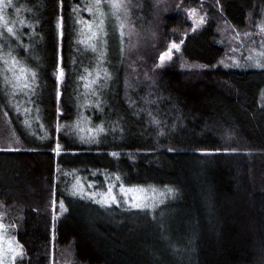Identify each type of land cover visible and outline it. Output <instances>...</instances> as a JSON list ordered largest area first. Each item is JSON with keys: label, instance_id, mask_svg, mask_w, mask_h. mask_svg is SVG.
<instances>
[{"label": "trees", "instance_id": "1", "mask_svg": "<svg viewBox=\"0 0 264 264\" xmlns=\"http://www.w3.org/2000/svg\"><path fill=\"white\" fill-rule=\"evenodd\" d=\"M119 2L120 19L110 0L100 4L103 67L111 74L105 111L85 115L100 122L115 103L114 123L125 131L91 142L71 129L91 93L81 76L97 72L86 50L88 23L100 18L96 0H11L3 8L14 34L0 22V44L37 72L35 95L24 104L29 97L11 96L0 71V215L23 246L18 264H264V67L219 65L226 54L220 27L254 31L264 0ZM194 8L207 20L192 32ZM169 43L181 45L161 65ZM66 172L79 175L97 199L112 187L122 200L124 185L140 196L173 188L178 203L164 209L161 223L122 208L98 213L96 206L57 217L60 201L66 209L72 202L61 188ZM127 203L121 205L132 207Z\"/></svg>", "mask_w": 264, "mask_h": 264}, {"label": "rangeland", "instance_id": "2", "mask_svg": "<svg viewBox=\"0 0 264 264\" xmlns=\"http://www.w3.org/2000/svg\"><path fill=\"white\" fill-rule=\"evenodd\" d=\"M111 2V0H110ZM196 10L194 17L193 18H189V12H188V20L191 22V31L193 32V27H194V19L196 21H199L200 17H203L206 23V15L204 14V12H202L201 9L199 8H194ZM101 18V17H100ZM100 18L96 21L93 22V24H98ZM200 25L197 24L196 25V30L201 29L204 25ZM264 27V14L262 17V20L260 21V23L256 26V29L254 31H244V32H239L237 30H234L233 28H231L228 24H224V26L220 27V39L219 41L221 42V44L225 45V49H226V54L225 56L220 60L219 65L222 68H226V69H245V68H263V67H257L256 66V62L259 61L262 65H264V55H261V53H264V31H261V28ZM87 29V28H86ZM104 29L106 32L107 29V25L106 23L104 24ZM91 31H95V27H93L91 29ZM91 31L89 29V35H88V39L89 36L91 35ZM245 33H248V36H245ZM87 35V34H86ZM107 35V33H106ZM1 36V35H0ZM105 34H101L98 41H95L98 43V47L102 50H104V46H105V42L104 44H101V42H103ZM6 38V37H5ZM4 38V40H5ZM90 40V39H89ZM92 41L90 44H92L94 41ZM88 44V43H87ZM88 44V45H90ZM172 43L167 44L168 47L166 49V51H168L170 45ZM178 44V43H177ZM86 50L87 52H89L90 54L93 55V58L95 60V62H97V56L98 53H94L91 48L89 46ZM181 45V43H179V46ZM180 48V47H179ZM165 51V52H166ZM179 51V50H178ZM177 50L173 49L171 52V59L174 57V55L176 53H178ZM9 53H11V56H16L15 53H13L12 51L8 50L5 46H2V44H0V57H2L3 59H9V62L11 63L10 57H9ZM161 55V54H160ZM36 54H31L30 57H35ZM249 56L252 57L251 60L247 59ZM3 59H0V63L3 64ZM171 59H165L164 62H169ZM237 64L239 66H237ZM97 69V68H96ZM105 69L102 65L101 68V77H100V81L97 85H91V88L96 90V95H93L92 92L90 93V95H88L89 97L86 99L84 98V102L83 104H81L82 109H84L82 115L80 116V120L76 121L73 126H72V131L75 132H79L80 134L83 135V137L88 138L91 135H94L95 137H97L98 135L101 136H107L109 134H115V133H122L125 130L123 129V127L121 128L119 123H114L115 120H113V118H115V112H116V108L117 105H115V103H108L107 104V113L105 115V118H101L100 122H91L88 117L85 115V111H89L92 112L94 114L95 117H99L100 114H103L105 111V108L103 107V93H107V89L108 86L111 82V78L105 80L103 77V70ZM97 71V70H95ZM36 72V70H35ZM37 75V72H36ZM9 78H11V73H8ZM96 77V73H94L91 78H95ZM23 94V93H22ZM102 99V100H101ZM82 100V101H83ZM27 103L29 104V102H24V104ZM111 104V105H109ZM80 106V105H79ZM102 106V107H101ZM31 109V108H28ZM33 110V109H32ZM29 113V117L32 120V122L34 123L35 121H33V118L35 117V113L32 111L28 112ZM116 119V118H115ZM107 120V121H105ZM118 121V120H116ZM100 127H103L104 131L103 132H96V131H90V130H95V129H99ZM31 128H33V124L31 126ZM69 157V156H68ZM70 159V158H69ZM69 159H64V162H68ZM108 175V174H106ZM121 173L118 172L116 174V177L119 176L121 177ZM70 179L71 183L67 180ZM62 182H61V188L64 190L65 193H68L71 195L72 197V202L69 206V209H67L66 211L64 209H61L59 207V213L57 214V217H59L63 212H66V216L68 215V213H84L86 214L87 212L93 213V211L90 209L91 207L96 206L97 212L98 213H106L107 215H110L113 212H119L121 209V213L123 214H128V213H132L134 214H138L141 216H146V217H158L159 216V223H161L163 221V218H165V214L166 212L164 211V209H166L169 205H173L175 203H178V195L177 193H175V195H168L167 192H164L165 195L161 196V190L160 192H156L155 194L152 192V190H141V196L140 194H133L131 195L130 191H128L127 195L123 196L122 200H119V204H117V208H113L112 206L110 207H105L102 206V204L100 203H96L94 201V199L89 198L91 194H87L86 193V187L84 186L81 178L79 175H75L74 172H66L62 175ZM117 180V179H116ZM65 181H67L65 183ZM95 182H93V185ZM97 187V185H96ZM76 193L73 194V193ZM97 193H101V190H99V192ZM88 196V197H87ZM116 197L120 198L121 195H116ZM132 198L133 201H135V199H139L138 203H147L149 205H155V207H147V208H143V209H132L133 207H130L129 205H127V209L125 208V206L121 205L123 203H127L126 201H130ZM126 199V201H125ZM161 201H163L161 203ZM131 203V202H129ZM128 204V203H127ZM132 205V203L130 204ZM67 207V206H66ZM66 209V208H65ZM95 210V209H94ZM68 211V212H67ZM2 216L0 215V223L4 224L6 227L4 229L3 233L0 234H7L8 238H12L13 236L11 235V229H13V227L9 224H6L3 222L2 220ZM17 242L16 239L14 241V243ZM6 247V244H5ZM6 259L8 260L9 264H12L11 261V256L10 255H6ZM19 257L16 259L15 264H18L19 261Z\"/></svg>", "mask_w": 264, "mask_h": 264}, {"label": "snow or ice", "instance_id": "3", "mask_svg": "<svg viewBox=\"0 0 264 264\" xmlns=\"http://www.w3.org/2000/svg\"><path fill=\"white\" fill-rule=\"evenodd\" d=\"M100 4H101V0H96V11L100 13V20L98 24H93V22H89L88 23V27L91 31V29L93 27H95V31H91V35L89 36L90 40H93L94 42L90 45H88L91 50L94 53H98L97 56V72H96V77L95 78H91L92 74L91 72H89L87 77L81 76V80H86L88 81L87 83H85L84 87L89 89L93 95H96V90L91 88V85H97L100 81V77H101V68L102 65L104 63V57H105V53L102 49H100L98 47V43L95 41H98L100 35L103 33L106 35L105 29H104V24H105V20H104V13L100 8ZM11 0H8V3L5 4L4 0H0V22L4 23V26L7 28V32L9 34H14V30L12 27L7 26V21L5 20L4 14H3V8L4 7H11ZM111 8L113 9V15L117 16V19H120L118 13L119 11L124 7V5L122 3L119 2V0H111L110 3ZM89 12H92L93 9L90 7ZM196 10L195 9H190L189 10V18H193L194 14H195ZM205 20L203 17L199 18V21H196L194 19V27H193V31L196 30V25L197 24H204ZM62 26V25H61ZM124 25L123 23L120 24V28L123 29ZM261 31H264V27L261 28ZM248 33H245V36H248ZM121 36H123V32L121 31ZM83 42V41H82ZM181 43H183V41H181ZM179 44L177 43H172L168 49V51L162 53L159 57L160 61H161V65L163 64V62L165 61V59H171V52L173 49L175 50H179ZM11 60V63L9 62V59H3L2 57H0V59H3V64L5 65V67L0 70L2 71L3 74V84L5 86V90H7V88H11V96H15L18 93H23L24 95L29 97V101L31 102L30 97L32 95H35V88H36V72L30 68H28L26 65L22 64L15 56H11V53L8 54ZM261 55H264V53H261ZM247 59L251 60L252 57L249 56ZM160 66V65H158ZM237 66H239L237 64ZM256 66L257 67H264V65H262L259 61L256 62ZM8 73H11V78H9ZM103 77L105 80L110 79L111 78V74L104 69L103 70ZM64 78V72L60 69H58V74H57V81L58 83ZM58 98H59V91L57 93ZM17 111H19V108H17ZM30 111V109L25 108L24 112L28 113ZM151 115V114H150ZM152 123L155 124H159L160 121L156 120L155 118H153ZM25 124H28V121L25 120ZM90 131H96V132H103L104 129L103 127H100L99 129H95V130H90ZM161 135H163V132L160 133ZM96 137L95 136H90L88 137L89 142L95 140ZM9 151L11 150H18V149H7ZM54 151L56 152L57 155L60 154L61 148L60 145H57L56 149H54ZM171 151V149H170ZM113 155H116V153H113ZM117 180L120 179L119 176L116 177ZM121 188V193L124 194L125 196L127 195V191H133V189H127V191L125 190L124 185H120ZM156 190L153 189V192H155ZM175 189L173 188H167V194L168 195H175ZM73 194H76L75 192ZM165 193H161V196H164ZM90 198L94 199V201L96 203H100L103 206L106 207H110L111 204L115 203V204H119V201L116 197V195L113 193V189L112 187L108 188L107 193L104 194H100V198L97 199L96 198V194H91ZM126 202H130V201H126ZM163 201H161L162 203ZM155 207V205H149L147 203H133L132 207L136 208V209H143V208H147V207ZM60 207L61 209H64L65 211L67 209H65L64 207V202L60 201ZM5 225L0 223V233L4 232L5 229ZM13 227H15V225H13ZM15 238H8L7 234H0V264H9L8 260L6 259V255H10L11 256V261L12 264H15L16 259L22 258L24 255L23 252V246L19 245L18 242H15ZM6 244V247H5Z\"/></svg>", "mask_w": 264, "mask_h": 264}]
</instances>
